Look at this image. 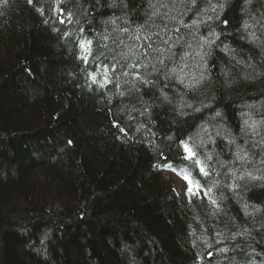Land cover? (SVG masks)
Masks as SVG:
<instances>
[{
    "label": "trees",
    "instance_id": "16d2710c",
    "mask_svg": "<svg viewBox=\"0 0 264 264\" xmlns=\"http://www.w3.org/2000/svg\"><path fill=\"white\" fill-rule=\"evenodd\" d=\"M162 169L192 181L187 204ZM251 263L264 0H0V264Z\"/></svg>",
    "mask_w": 264,
    "mask_h": 264
},
{
    "label": "snow or ice",
    "instance_id": "6c2138e0",
    "mask_svg": "<svg viewBox=\"0 0 264 264\" xmlns=\"http://www.w3.org/2000/svg\"><path fill=\"white\" fill-rule=\"evenodd\" d=\"M32 2H33V0H30V3H32ZM156 11H158V9H156ZM153 14L155 15L156 12L154 11ZM62 22H63V21H62ZM181 23H182V21H181ZM192 23H193V24H196L197 21H193ZM185 27H188V26L185 25ZM245 27L247 28L248 25L245 24ZM124 31H127V29H124ZM65 35H68V33H65ZM210 36H213V37H215L216 39H218V34H216V33H210ZM105 39H107V37H105ZM135 39L138 40V39H140V37H139V36H136ZM144 39H145V40H150V39H151V36H145ZM170 39H171V38L169 37V39L162 40L161 43L164 44V45H168ZM200 40L203 41V44H207V45H209V46H211L212 44L215 43V39L209 40V39H206V38H204V37H200ZM179 42H180V40L178 39V40L176 41V43H179ZM121 43H123V41H121ZM91 45H92V41H91V40H83V39H81L80 42H79V46H80V48L83 49L85 52H89V51H90V46H91ZM201 46H203V45H201ZM135 47H136L135 45L132 46V47H129V48H128V52L123 53L122 56H123V58H125V59H126L129 55H131V56H133V57H136V56H138V55H142V56H144L146 62L144 63L143 67H144L145 70H146V69H147V62H148L147 58L150 56V53H148L147 51H145V52H143V53H138V52L134 51V48H135ZM141 47H145L146 49H151L152 52H158V53L161 54V56H163V54L165 53V51L171 52V48H167V49H165V48H163V47L152 48L151 43L147 44L146 46H141ZM226 50H227V46H226ZM184 55L187 56V53H185ZM161 56H157V57H156V61H158L160 65H163V64H164V60L161 58ZM201 58H202V57H201ZM84 59L87 60V56H85ZM140 66H141V65H140L139 62H137V63H130V64L127 65V67H128L129 69H132V70H133L134 74L136 75V77H137L138 79L141 78V76H140V73H136V72H135V69L138 68V67H140ZM158 70H159V69L156 67V63L153 62V65H152V71H158ZM104 71H105V82H107V71H108V69L105 68ZM171 71H172V72H175L176 69L173 68V69H171ZM124 75L127 76V75H129V73H128V72H124ZM92 79H93V82H95V80H96L95 75L92 76ZM142 82H143L144 84H149V83H150V81L147 80V79H143ZM181 82H183L182 77H181ZM188 86H190V85H188ZM101 87H103V84H101ZM120 94L123 95V93H120ZM162 95H164V98H165V99H168L167 95L164 94L163 92H162ZM188 107H191V105H188ZM198 110H199V109H197V111H198ZM217 114H218V113H217ZM117 127H118V125H117ZM120 130H121L122 132L124 131V129H120ZM169 139H171V138H169ZM180 146L183 147V149H184V151L187 153L189 159H193V158H194L195 153L193 152L192 148L189 146L188 143H186V142H184V141H181V142H180ZM240 158H242V157H240ZM196 162L199 163V161H196ZM201 171L203 172L204 169L201 168ZM205 175H207V173H205ZM252 179H261V178H260V177H252ZM185 180H188V183H189L190 185L192 184V181H191L187 176H185ZM188 191H189V193H192V188L189 187ZM211 202H212L213 204H216V201H215V200H212ZM241 235H242V233H241ZM220 251H221V252H223V251H227V249H220Z\"/></svg>",
    "mask_w": 264,
    "mask_h": 264
},
{
    "label": "rangeland",
    "instance_id": "374dc122",
    "mask_svg": "<svg viewBox=\"0 0 264 264\" xmlns=\"http://www.w3.org/2000/svg\"><path fill=\"white\" fill-rule=\"evenodd\" d=\"M244 124H246L245 121H244ZM161 179L164 183L167 182L170 186H172V188H174L176 190V192H175V194L177 195L176 197H178L180 199L182 204L188 203L189 200L187 198V193L189 192L188 191V189L190 187V186H188L189 184H186L179 177L177 178L173 174L167 173V172L161 173ZM192 191H194V189H192ZM201 201L206 202L207 199L201 198ZM251 264H253V263H251Z\"/></svg>",
    "mask_w": 264,
    "mask_h": 264
}]
</instances>
